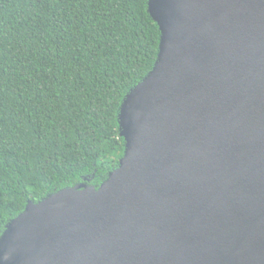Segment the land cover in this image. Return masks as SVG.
I'll return each mask as SVG.
<instances>
[{"label": "water", "instance_id": "95a60500", "mask_svg": "<svg viewBox=\"0 0 264 264\" xmlns=\"http://www.w3.org/2000/svg\"><path fill=\"white\" fill-rule=\"evenodd\" d=\"M160 51L99 190L7 225L0 264H264V0H148Z\"/></svg>", "mask_w": 264, "mask_h": 264}, {"label": "trees", "instance_id": "16d2710c", "mask_svg": "<svg viewBox=\"0 0 264 264\" xmlns=\"http://www.w3.org/2000/svg\"><path fill=\"white\" fill-rule=\"evenodd\" d=\"M160 44L148 0H0V239L27 205L119 168V113Z\"/></svg>", "mask_w": 264, "mask_h": 264}]
</instances>
